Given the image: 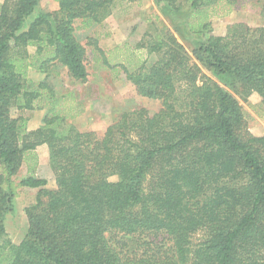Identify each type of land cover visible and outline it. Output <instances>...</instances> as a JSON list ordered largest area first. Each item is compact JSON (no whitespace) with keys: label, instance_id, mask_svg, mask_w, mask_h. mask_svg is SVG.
Instances as JSON below:
<instances>
[{"label":"trees","instance_id":"16d2710c","mask_svg":"<svg viewBox=\"0 0 264 264\" xmlns=\"http://www.w3.org/2000/svg\"><path fill=\"white\" fill-rule=\"evenodd\" d=\"M41 1H0V264H264V135L250 132L241 105L258 95L264 119V26L235 24L216 36L210 19L230 15L235 0H153L155 33L136 47L97 50L105 68L122 70L162 107L123 112L98 136L76 127L80 112L66 107L73 98L58 95L49 76L63 68L87 83L77 30L145 0H53L58 10L27 25ZM180 16L184 33L162 22ZM145 52L158 60L148 66ZM31 68L47 78L34 82ZM41 110L42 125L30 130L27 113ZM40 147L52 189L37 176ZM24 166L17 186L39 192L16 244L6 219Z\"/></svg>","mask_w":264,"mask_h":264},{"label":"rangeland","instance_id":"374dc122","mask_svg":"<svg viewBox=\"0 0 264 264\" xmlns=\"http://www.w3.org/2000/svg\"><path fill=\"white\" fill-rule=\"evenodd\" d=\"M2 1V0H0ZM55 2V1H54ZM233 11L230 15L212 17V34L216 36H226L230 28L235 24H247L250 27L258 28L264 26V14L258 0H235ZM54 3L51 0H42L36 13L42 10H53ZM159 14L158 8L153 0H145L141 6L136 4L120 3L115 5L112 15L103 23L95 25L90 29L77 30L76 36L88 48L89 80L87 83L73 81L69 78L67 71L58 68L59 74L52 73L48 82L58 95H70L73 102L69 101L67 110L80 112L74 120L76 127L82 132H96L102 136L106 128L115 121L123 112L146 109L150 114L160 111L162 103L141 97L135 87L129 83L122 70L112 71L105 68L99 50L110 51L116 47L130 45L136 47L142 41L146 33H155V15ZM185 16L164 18L163 24L175 33H184L183 21ZM33 21V17L28 19L27 25ZM157 24V22H156ZM80 23L77 22L76 26ZM180 38V36H179ZM187 50L192 52V40L187 37L181 38ZM148 66L153 65L157 60V55H148L145 52ZM29 77L34 82L44 81L46 74L35 68L29 71ZM260 104V98L252 94L245 102L241 100L245 111L249 130L256 136L264 135V119L258 114L256 109ZM48 113L47 110L28 112L31 117L29 128H39ZM16 115V112H14ZM42 166L37 169V176L48 180V188L55 187L54 174L49 164V151L46 147L38 150ZM1 169V166H0ZM27 168L24 166L17 176L14 185L16 198L14 201V212L6 219V228L10 239L14 243H20L28 231V218L26 209L36 202L38 189H22L18 185L21 179L26 176ZM117 178H113L116 181ZM202 238V234L194 237L197 243Z\"/></svg>","mask_w":264,"mask_h":264},{"label":"crops","instance_id":"0c3cea01","mask_svg":"<svg viewBox=\"0 0 264 264\" xmlns=\"http://www.w3.org/2000/svg\"><path fill=\"white\" fill-rule=\"evenodd\" d=\"M51 2L52 3H54V8H53V10H58V8H59V5H58V3L57 2H54L53 0H51ZM41 3H42V1H41ZM38 9V8H37ZM38 13H36L35 12V14L32 16L33 17V19L36 17V15H37ZM25 28H26V26H25ZM77 33V32H76ZM82 42V41H81ZM30 130H36V129H38V128H29ZM42 166V161L40 160V162H39V169H40V167ZM22 189H29V188H22Z\"/></svg>","mask_w":264,"mask_h":264}]
</instances>
